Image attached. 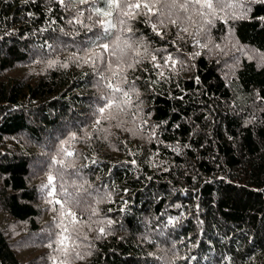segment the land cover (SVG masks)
Instances as JSON below:
<instances>
[{"label":"trees","instance_id":"16d2710c","mask_svg":"<svg viewBox=\"0 0 264 264\" xmlns=\"http://www.w3.org/2000/svg\"><path fill=\"white\" fill-rule=\"evenodd\" d=\"M198 8L165 21L163 39L143 17L133 23L161 67L149 55L130 70L139 95L103 124L108 139L86 142L98 77L69 57L91 34L71 35L74 13L59 0H0V264H60L63 228L84 256L71 264H264V2ZM72 133L80 176L56 184L74 196L70 185L84 186L76 225L54 203L60 188L43 189ZM24 244L40 254L21 259Z\"/></svg>","mask_w":264,"mask_h":264},{"label":"snow or ice","instance_id":"6c2138e0","mask_svg":"<svg viewBox=\"0 0 264 264\" xmlns=\"http://www.w3.org/2000/svg\"><path fill=\"white\" fill-rule=\"evenodd\" d=\"M59 3L66 11L74 13L73 18L67 21L74 29L71 35L79 36L81 31L91 34L86 40L75 45L76 51L69 57V61L77 66H89L98 77L99 95L92 112L95 121L91 126V131L84 129L87 142L93 138L108 139V135H105L108 133V129L103 127V124L106 121H115L118 116L125 113V109L132 103V95H139L135 88V81L130 84L128 80V72L135 71L137 66L142 64L145 57L149 55L153 66L161 67L159 63H156L157 56L152 54L146 41L142 37L135 38L133 23L143 17L144 22L151 26L153 32L163 39L165 34L162 29L166 27L165 21L176 26L179 23V18L178 16L177 19L172 17L178 12L187 13L190 7L198 5V14L205 15V10H208L214 15L220 0H215V3L214 0H182V2L181 0H59ZM81 5L86 8L81 9ZM154 19L156 22H153ZM188 19L191 20V16H188ZM60 31L64 35H69V33H64L63 29ZM184 31L187 29L185 28ZM51 47L49 45L50 49ZM169 61L172 65L176 64L171 55L165 58L164 63L167 64ZM57 66L68 68L69 63H61L58 60L48 62L49 68ZM160 75L163 76V73L161 72ZM115 126L120 127L119 124ZM78 139V135L72 133L66 140L61 141L60 154L62 158L58 156L52 160V169L56 175L49 174L48 184L44 186L45 189L52 187L53 190L48 193L49 196L56 194L57 186L60 188L59 196L63 197V200L55 199L54 203L60 205L61 217H72L73 225L79 223V218L72 211V207L79 203L77 196L84 186L76 185L73 182L70 186L76 191L77 195L74 196L63 183L57 185L56 181L63 179L65 173L69 171L72 175L80 176V169H76L74 165L68 163L69 159H74L79 155L75 149L70 150V145ZM91 163L97 164L98 161L93 159ZM132 163L135 164V161L133 160ZM110 195L109 193L106 197L98 199L96 203H102L105 198L110 200ZM98 212V209H92V215H98ZM104 223L111 226L112 221L106 220ZM57 227H61V224H57ZM107 231V228L101 227L99 229L100 236L107 234ZM64 233H68L67 228L62 229L59 239L65 257L60 264H71V261L67 259L69 255H75V258L82 260L84 256L74 251L76 245L72 241V234L64 235ZM65 241H69V243H65ZM51 246L49 245V247Z\"/></svg>","mask_w":264,"mask_h":264},{"label":"rangeland","instance_id":"374dc122","mask_svg":"<svg viewBox=\"0 0 264 264\" xmlns=\"http://www.w3.org/2000/svg\"><path fill=\"white\" fill-rule=\"evenodd\" d=\"M43 189L45 191V193L47 192L45 190V187L43 186ZM46 214L45 212L42 213V217H44ZM21 233V230L20 228H17L13 231H11V237L13 238H16L19 234ZM28 244H24V246H22V248L18 251L19 253V256L21 259H24V260H27V259H30L32 256L35 257L37 256L38 254H40V248L39 246H37L35 249L30 247L29 245L27 246ZM24 250V251H23Z\"/></svg>","mask_w":264,"mask_h":264},{"label":"bare ground","instance_id":"6f19581e","mask_svg":"<svg viewBox=\"0 0 264 264\" xmlns=\"http://www.w3.org/2000/svg\"><path fill=\"white\" fill-rule=\"evenodd\" d=\"M234 20H235V18H234ZM233 21V20H232ZM220 40V39H219Z\"/></svg>","mask_w":264,"mask_h":264}]
</instances>
